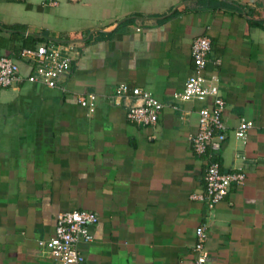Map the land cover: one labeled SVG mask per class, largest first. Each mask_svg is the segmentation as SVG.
Segmentation results:
<instances>
[{
  "label": "crops",
  "instance_id": "crops-1",
  "mask_svg": "<svg viewBox=\"0 0 264 264\" xmlns=\"http://www.w3.org/2000/svg\"><path fill=\"white\" fill-rule=\"evenodd\" d=\"M263 8L264 0H0V55L21 72L11 25L39 43L72 42L75 55L63 92L0 88V264H53L37 242L53 234L57 213L79 209L98 215L92 240L76 244L80 264H191L201 223L207 264H264V28L248 24L250 9ZM198 35L210 41L204 71L224 99L216 157L222 171L244 172L211 208L189 198L202 190L205 161L188 138L207 102L172 99ZM120 82L163 103L154 125L132 124L121 101L106 102ZM86 92L96 96L92 113L76 103ZM241 118L252 123L243 141L234 136Z\"/></svg>",
  "mask_w": 264,
  "mask_h": 264
},
{
  "label": "built area",
  "instance_id": "built-area-1",
  "mask_svg": "<svg viewBox=\"0 0 264 264\" xmlns=\"http://www.w3.org/2000/svg\"><path fill=\"white\" fill-rule=\"evenodd\" d=\"M209 49L210 41L206 36L198 35L192 39L190 73L182 89L172 93L174 102H207L198 108L197 127L188 138L192 153L203 156L205 161L202 190L190 193L189 198L202 202L207 208L220 201L231 185H241L244 179V172L240 169L222 171L216 157L225 138V126L222 121L224 99L219 93L215 74L204 73ZM74 57L72 42L39 43L19 51L17 58L25 66V72H21L16 60L7 55H0V88L27 82L63 92V80L71 72ZM213 63L217 65L219 59H215ZM130 98H134V102H130ZM95 100L96 96L92 92L76 97V103L87 113L94 111ZM105 100L112 105L121 101L126 120L138 126L154 125L163 106V103L148 91L141 87L128 86L124 82L118 83ZM172 107L176 108V105L173 104ZM251 126V121L239 119L234 130L235 138L243 141L247 129ZM97 220V213L90 210L59 212L56 215L53 234L47 239L39 240L38 246L53 259V264H80L83 256L76 244L92 240L89 227ZM206 238V225L201 223L194 228L191 264H207Z\"/></svg>",
  "mask_w": 264,
  "mask_h": 264
},
{
  "label": "trees",
  "instance_id": "trees-1",
  "mask_svg": "<svg viewBox=\"0 0 264 264\" xmlns=\"http://www.w3.org/2000/svg\"><path fill=\"white\" fill-rule=\"evenodd\" d=\"M250 17L251 18L248 20V24L250 26H261V27L264 28V25L263 26L261 25L262 24V21L264 20V8L261 9V10L250 9ZM255 17H257L258 19H256ZM252 18H255V19H252ZM9 28L12 29V30H15V32H16V33H11L12 40L19 41L18 43H16L12 47V50L10 51L11 52V55H14L15 58L18 57V53H19V51L22 48H25V47H33L36 44H39V42H38L37 39L30 38L27 35L25 37H22L21 36L22 33H21V30H20L21 27L19 25H11ZM42 43H46V42H42ZM204 73H205V71H204ZM206 75H209V74H206Z\"/></svg>",
  "mask_w": 264,
  "mask_h": 264
}]
</instances>
